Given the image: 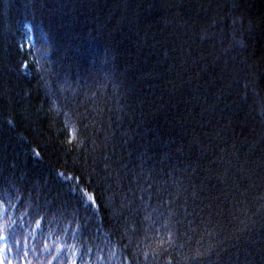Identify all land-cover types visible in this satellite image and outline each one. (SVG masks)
Instances as JSON below:
<instances>
[{
  "label": "trees",
  "instance_id": "obj_1",
  "mask_svg": "<svg viewBox=\"0 0 264 264\" xmlns=\"http://www.w3.org/2000/svg\"><path fill=\"white\" fill-rule=\"evenodd\" d=\"M169 177L198 193L189 227L229 237L205 234L199 264H264V0H0V264H131L140 225L112 209ZM197 239L141 228L170 255L139 264H196Z\"/></svg>",
  "mask_w": 264,
  "mask_h": 264
},
{
  "label": "snow or ice",
  "instance_id": "obj_2",
  "mask_svg": "<svg viewBox=\"0 0 264 264\" xmlns=\"http://www.w3.org/2000/svg\"><path fill=\"white\" fill-rule=\"evenodd\" d=\"M7 123L12 124V121L9 120ZM33 155L40 157V152L33 149ZM84 163L87 164V160H85ZM104 166L107 168L108 164ZM193 171H195V169H193ZM56 179L60 182L61 187L67 185L66 191H77V188L73 187L70 183L73 177L66 175L64 172H58L56 173ZM136 184L137 187L135 190L130 187L127 193L122 194L124 196V201L121 203V208L119 210L112 209L111 212V215L119 221L125 229H127L129 224L140 225L132 230L129 243L124 246L125 248H130L133 244L135 245L136 250L130 253L131 264H139L141 254L145 261H149L150 257L152 261H158L161 259L162 255H170L168 248L183 249L185 246L191 248V242L194 236L199 237V239L195 241L199 247H197L194 254L187 257V259L199 264V262L203 260V253L200 249L204 247L203 240L205 234L216 236L221 246L225 243L226 239H229V237L221 238L220 234L216 232H197L196 228L189 227V225L192 224V220L198 217L200 213L196 212L194 214V212L188 210V198L189 195L198 197V193H196L195 186L191 183L185 185L184 178L176 177L173 179L169 177V179L158 182L150 181L145 178L143 183L136 181ZM145 184L147 185L146 187L144 186ZM189 188H192L191 193H189ZM85 196L87 199L84 198ZM97 199L103 198H98L88 193H84L77 197L78 202L86 206L85 211L93 209L97 204ZM213 199H215V197H213ZM257 199L264 201V197H258ZM135 200H139L140 205L133 207ZM2 203L3 202L0 201V204ZM237 203H240V201H237ZM106 207H112L110 201ZM262 207H264V203H262ZM225 212H227L230 217L229 224L235 221V230L240 233L235 236V240L240 241L242 238L245 240L250 239V237L245 235L246 232H251V228L248 227L245 220L241 219L238 214H234L230 209H219L217 215H223ZM141 214L143 215V220L137 221V216ZM89 218H91V216ZM37 223L39 224V222ZM217 223H219L218 220ZM240 225H243V229L239 227ZM141 228H146L153 232L161 241L168 245V248H161L159 251L152 250L151 252L142 251L140 244L137 242ZM181 229H183V231ZM161 232H163L164 235H161ZM189 233H191V235ZM165 236L167 239H165ZM121 238L123 239V237ZM181 240L183 243H178V241ZM253 243H255V241H253ZM232 247H236V245L233 244ZM88 251L90 252L91 249H88ZM208 251L210 254L211 249H208ZM112 255L115 256L116 253L113 252ZM53 259H55V257H53ZM262 259H264V257H262ZM123 261L124 264H129L127 256L123 257ZM72 264H76L75 260L72 261ZM169 264H171V261H169Z\"/></svg>",
  "mask_w": 264,
  "mask_h": 264
}]
</instances>
